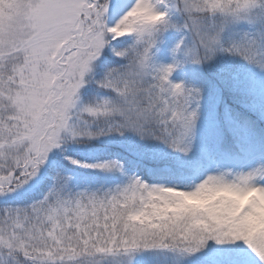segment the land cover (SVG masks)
Here are the masks:
<instances>
[{
    "label": "snow or ice",
    "instance_id": "snow-or-ice-1",
    "mask_svg": "<svg viewBox=\"0 0 264 264\" xmlns=\"http://www.w3.org/2000/svg\"><path fill=\"white\" fill-rule=\"evenodd\" d=\"M0 264H264V0H0Z\"/></svg>",
    "mask_w": 264,
    "mask_h": 264
}]
</instances>
